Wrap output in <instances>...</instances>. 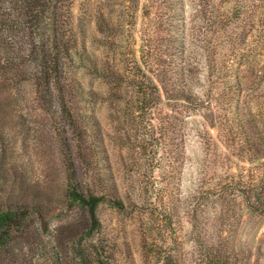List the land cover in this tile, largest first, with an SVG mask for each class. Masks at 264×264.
Returning <instances> with one entry per match:
<instances>
[{"label":"rangeland","instance_id":"1","mask_svg":"<svg viewBox=\"0 0 264 264\" xmlns=\"http://www.w3.org/2000/svg\"><path fill=\"white\" fill-rule=\"evenodd\" d=\"M66 15L58 78L0 79V206L29 210L16 264H264V0Z\"/></svg>","mask_w":264,"mask_h":264},{"label":"trees","instance_id":"2","mask_svg":"<svg viewBox=\"0 0 264 264\" xmlns=\"http://www.w3.org/2000/svg\"><path fill=\"white\" fill-rule=\"evenodd\" d=\"M70 5L71 0H0V79L7 67H13L17 73L13 77L17 81L20 79L18 74H23L24 65L29 63L40 67L35 75L39 86L42 80L45 85H49L50 80L59 77V63L50 46L54 41H50L48 31L53 33V39L56 38L66 21ZM6 30L8 33H5ZM13 32H16V35ZM12 35L17 37H11L13 42L8 40ZM13 45L20 46V51L12 50ZM44 90L45 96L48 88L45 86ZM68 198L71 202H77L87 208L95 219L100 196L86 194L77 185L72 184ZM28 213L27 206L23 204L15 207L0 206V264H5L9 253L12 263L7 264H16L13 259L19 241L14 232L23 229Z\"/></svg>","mask_w":264,"mask_h":264}]
</instances>
